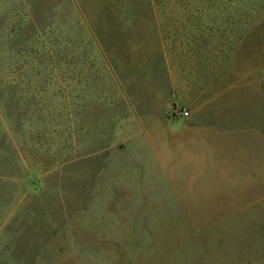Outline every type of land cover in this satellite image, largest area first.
Returning <instances> with one entry per match:
<instances>
[{"label": "rangeland", "instance_id": "obj_1", "mask_svg": "<svg viewBox=\"0 0 264 264\" xmlns=\"http://www.w3.org/2000/svg\"><path fill=\"white\" fill-rule=\"evenodd\" d=\"M79 6L0 0V264H264V0Z\"/></svg>", "mask_w": 264, "mask_h": 264}, {"label": "trees", "instance_id": "obj_2", "mask_svg": "<svg viewBox=\"0 0 264 264\" xmlns=\"http://www.w3.org/2000/svg\"><path fill=\"white\" fill-rule=\"evenodd\" d=\"M75 7H80L79 6V1L80 0H69ZM113 8L111 5H109V7L107 8V13H113ZM111 13V14H112ZM111 25H105L103 26V31L105 32L106 38L105 41H103L104 43H101L102 45L105 46V42L108 39V32L111 31ZM98 31H96V34H94V38L92 40V43H96L97 40L99 41V36H98ZM93 35V34H90ZM67 44V41L65 42ZM79 44H77L78 46ZM90 45V44H88ZM80 46V45H79ZM78 46V47H79ZM101 46V45H98ZM8 118H10V122L15 124V118L13 119V115L11 114V112L8 113ZM15 157H14V151L12 150V145L10 143L6 142V138L4 136H2V134L0 133V185H3L4 188L7 185L13 184L16 182V180L20 177L18 170H19V164L17 162V160L15 161ZM15 161V162H14ZM15 163V164H14ZM17 170V171H15ZM17 172V173H16ZM3 188V193H4V197H2V203L4 204V206H6L9 202H10V198H12V195L8 194L5 195V189ZM16 239L14 237V245L17 244Z\"/></svg>", "mask_w": 264, "mask_h": 264}]
</instances>
